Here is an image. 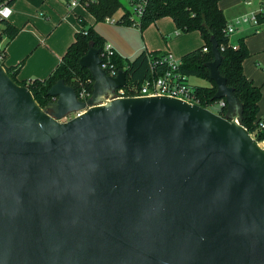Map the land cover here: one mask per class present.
Instances as JSON below:
<instances>
[{
  "label": "water",
  "instance_id": "obj_1",
  "mask_svg": "<svg viewBox=\"0 0 264 264\" xmlns=\"http://www.w3.org/2000/svg\"><path fill=\"white\" fill-rule=\"evenodd\" d=\"M210 50L223 116L108 97L126 73L93 43L86 100L58 79L41 107L0 62V264H264V148Z\"/></svg>",
  "mask_w": 264,
  "mask_h": 264
},
{
  "label": "trees",
  "instance_id": "obj_2",
  "mask_svg": "<svg viewBox=\"0 0 264 264\" xmlns=\"http://www.w3.org/2000/svg\"><path fill=\"white\" fill-rule=\"evenodd\" d=\"M219 1L220 0H148L137 27L142 33L143 30L155 20L163 16H169L176 26L177 33H186L190 31L199 32L203 40V45L185 53L180 58V69L188 77L194 76L206 79L209 82L207 85H192L198 104L203 107H209L218 101V99L214 98L216 85L214 81L209 79V70L205 66L206 62L213 59L210 50V38L213 37L217 42V48L221 55L219 73L226 78L227 85L233 88L238 101L242 104L243 125L247 128L249 133L254 135L257 141H260L264 138V132L257 131L256 122L259 120L257 113L258 102L261 98V90L260 87L254 85L247 79L243 73V61L249 56V50L244 42V38L239 37L230 41L236 44V48L234 49L231 44H229L227 36L223 33L226 19L223 11L218 6ZM85 8L95 18L96 22L104 20L106 16H111L122 8L123 13L119 16L117 23L127 26L132 25L130 20H128V10L121 0H93V2H89ZM79 23L81 26L85 24L83 23V19L79 21ZM0 26L2 30L0 39L3 36L10 39L14 37L19 30L17 27L9 24L7 20L0 21ZM85 30L86 33L80 30L75 33L73 42L68 46L58 65L46 78L26 82L17 79L16 70L5 67L6 72L18 84L26 85L31 91L34 100L41 107L46 106V104L52 100V97L48 95L47 92L50 86L58 79H63L67 85L75 89L76 93H78L82 87H85L91 94L93 80L89 70L79 65V58L86 53L90 43H93L95 48L102 51L105 42L104 38L93 26H89L85 28ZM205 48L207 50H204ZM2 53L3 55L0 62L4 66L2 60L4 57L3 49ZM147 53L151 52L143 50L130 61H124L118 55L113 57V63L116 69L125 71L128 84H141L146 78L151 76ZM164 53L165 52H154L151 54L159 57ZM225 109L226 106L220 108L218 114L223 116L225 114Z\"/></svg>",
  "mask_w": 264,
  "mask_h": 264
},
{
  "label": "crops",
  "instance_id": "obj_3",
  "mask_svg": "<svg viewBox=\"0 0 264 264\" xmlns=\"http://www.w3.org/2000/svg\"><path fill=\"white\" fill-rule=\"evenodd\" d=\"M218 6L223 11L226 21L250 10L242 0H220ZM79 7L87 12L83 6L70 8L65 0L12 2V13L7 22L19 30L10 39L6 36L0 39L4 51L2 59L4 67L16 70L18 80L31 82L46 78L58 65L68 46L73 42L75 33L82 27L77 18L81 17L83 23L93 28L95 26V18L89 14L95 21L92 24L81 12L82 9H78ZM170 20L171 27L167 26L163 17L140 32L142 44H136L131 40L130 33H134L135 30L128 26L112 27L110 31L103 33L94 29L104 38L105 44L113 47L124 61L133 60L143 50L151 53L170 52L174 57L181 58L185 53L203 45L198 31L177 33L172 18ZM152 28L155 29L153 34L150 30ZM239 37L244 38L249 50V56L242 64L243 73L254 85L260 87L261 98L258 102L257 117L264 120V25L260 27L242 25L232 38Z\"/></svg>",
  "mask_w": 264,
  "mask_h": 264
},
{
  "label": "built area",
  "instance_id": "obj_4",
  "mask_svg": "<svg viewBox=\"0 0 264 264\" xmlns=\"http://www.w3.org/2000/svg\"><path fill=\"white\" fill-rule=\"evenodd\" d=\"M14 0H0V21L7 20L12 13L11 3ZM70 8L75 6H84L93 0H65ZM129 4L128 10V20L134 26H138L140 22V17L143 14L144 9L147 6L148 0H127ZM243 4L249 7V11L240 14L230 21H226L223 29V33L229 39V44L235 49L236 44L232 41V37L235 32L242 25H253L255 27H260L264 25V0H242ZM79 21L82 18L79 17ZM119 20L111 16H106L104 21L110 24H115ZM81 32L86 33L85 28L79 29ZM2 34L0 26V36ZM223 48V47H222ZM204 50H207L206 48ZM148 55V64L151 76L146 78L141 84L130 83L126 81L124 87H120L114 90L112 94H108V97L119 98L126 96H168L183 100L190 104H198L197 97L194 93V87L188 82V76L183 73L180 69L181 59L174 57L170 52H166L163 55L156 57L151 53ZM2 49L0 44V59L2 58ZM118 55L117 52L109 44H104L103 50L99 51L100 67L103 68L108 75L115 76L117 69L113 63V57ZM157 66V69H156ZM77 96L81 100H86L90 93L85 87H82L77 93ZM218 110L226 106L225 100L218 99L216 103ZM211 106V105H210ZM209 106V107H210ZM209 107H206L210 109ZM211 110V109H210ZM218 113V112H217ZM75 113L68 114L62 120H68L73 117ZM257 131L264 132V120L259 119L256 122ZM253 137L254 135L250 133ZM258 143L264 148V138H262Z\"/></svg>",
  "mask_w": 264,
  "mask_h": 264
},
{
  "label": "rangeland",
  "instance_id": "obj_5",
  "mask_svg": "<svg viewBox=\"0 0 264 264\" xmlns=\"http://www.w3.org/2000/svg\"><path fill=\"white\" fill-rule=\"evenodd\" d=\"M16 0H14L13 2H15ZM122 1V3H123V5L125 6V8H129L130 6H129V4H128V1L127 0H121ZM84 7V6H83ZM85 8V7H84ZM78 9H82V13L84 14V16L89 20V21H91L92 22V24H94L95 23V21L93 20V18L91 17V15H89L90 13H88V11L87 12H85V10L82 8V7H79ZM77 13V12H76ZM123 13V9L121 8V9H119L118 11H116L112 16L114 17V18H118L121 14ZM163 17H165V23L167 24V26L168 27H171V24H170V22H171V20H170V18H169V16H163ZM163 17H161V18H163ZM150 25V24H149ZM148 25V26H149ZM89 26H91V25H88V24H84V26H82L83 28H87V27H89ZM118 26H127V25H124V24H120V23H115V24H110V23H107L106 21H104V20H100V21H97L96 23H95V26H94V28L98 31V32H100V33H103V32H108V31H110L111 30V28L112 27H118ZM147 26V27H148ZM128 27H130V29H132V30H135L134 31V33L132 32V33H130V34H132V37H130L131 38V40H133L136 44H142V42H141V33H140V30H139V28L138 27H136V26H134V25H130V26H128ZM146 27V28H147ZM145 28V29H146ZM144 29V30H145ZM151 30V32H152V34L155 32V29H150ZM190 32H194V31H190ZM193 34H195V33H193ZM193 36V35H192ZM165 40H167V39H165ZM200 46V45H199ZM142 48V47H141ZM189 83L191 84V85H207L208 84V82L206 81V80H204V79H201V78H198V77H194V76H190L189 77ZM213 112H218L219 110H218V106L216 105V104H212L210 107H209Z\"/></svg>",
  "mask_w": 264,
  "mask_h": 264
}]
</instances>
